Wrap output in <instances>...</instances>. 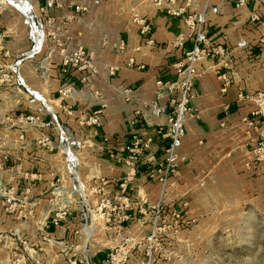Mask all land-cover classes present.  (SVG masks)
<instances>
[{"label": "crops", "instance_id": "crops-1", "mask_svg": "<svg viewBox=\"0 0 264 264\" xmlns=\"http://www.w3.org/2000/svg\"><path fill=\"white\" fill-rule=\"evenodd\" d=\"M155 1L56 0V5L40 16L38 10L44 6V0H27L46 30H59L62 39L68 41L69 49L82 46L92 54L97 72L88 84L81 85L78 76L61 73L58 57H48L46 46L40 54L21 63L20 78L30 92L45 102V108L56 117L58 125V128L54 125L44 128L43 123L50 119L45 113L41 123L27 128L23 142L11 134V153L16 159L24 160L29 185L30 181L32 183L30 199L54 202L57 209L60 206L63 209L71 201L68 191L73 179L66 171L65 158L58 145L60 130L66 131L75 143L71 149L78 159L76 178L79 183L87 188L101 186L105 195L115 200L124 196L130 204L131 220L127 229L96 223L93 237L86 239L90 264H103L110 249L126 238L141 235L144 239L151 231L150 207L160 197V186L145 177L151 166L145 159L138 162L135 180L125 193L120 191L119 184L130 170L123 148L136 131L152 134L156 119L151 116L148 105L156 102L165 106L168 101L165 92L155 101V83L176 79L175 65L183 60L191 46L182 36V21L188 15L199 14L204 1L158 0L159 6ZM209 4L217 12L206 16L207 37L209 43L221 47L223 53L217 61L202 59L195 66L197 77L191 106L197 118L188 120L184 126L178 152L185 162L169 179L163 194L165 211L180 210L189 222L230 203L238 206L264 203V166L254 162L252 155L256 141L264 140V98L258 99V94L264 90V3L250 0L240 9H235L232 0H210ZM77 8L83 11L77 12ZM179 10L180 16L168 12ZM133 15L146 17L151 24L154 47H146L138 36L131 22ZM253 16L257 20H253ZM0 37L1 49L9 56L8 63L30 48L23 18L1 1ZM120 41L125 45L122 52L116 49ZM130 59L134 61L131 67L128 66ZM110 67L117 68L112 77L107 72ZM70 82L77 83V91L66 98L59 97L60 87ZM239 94L251 99L240 101ZM0 99V106L12 113L27 109L44 111L38 102L30 106L31 96L16 85ZM101 105L104 109L97 133L78 125L84 113L97 110ZM226 106L229 107L227 113L224 112ZM254 111L260 112L256 118L258 123L255 129L248 130L242 119ZM134 118L138 123H133ZM43 136L49 138L54 150L39 144ZM164 146L154 134L151 148L144 157L160 161ZM100 180L106 182L101 184ZM54 186L57 192L47 193ZM72 196L75 205L71 210L77 217L82 209L77 196ZM88 199L91 203L92 197ZM90 216L89 225H92L93 218L99 216L94 211ZM73 227L64 225L57 232L65 240ZM83 234L85 236L82 230ZM92 244H95L93 250ZM134 261L131 254L127 264Z\"/></svg>", "mask_w": 264, "mask_h": 264}, {"label": "built area", "instance_id": "built-area-1", "mask_svg": "<svg viewBox=\"0 0 264 264\" xmlns=\"http://www.w3.org/2000/svg\"><path fill=\"white\" fill-rule=\"evenodd\" d=\"M173 1L171 0V2ZM185 1L189 3L190 0ZM203 1L204 7L199 14L188 15L184 17L182 21V36L184 40L191 42V46L189 50L184 53L183 60L175 65L176 79L174 81L158 80L155 83L157 87L155 101L163 95V92H165L168 101L165 106H160L156 104V102L148 105L151 116L156 119L152 134H144L140 131H136L132 134L128 145L123 148L126 154L125 163L130 167V170L119 184L120 191L124 194L127 186L135 180L137 164L141 159H145L146 162L151 165L145 173L147 181L156 183L160 186V197L156 204L150 207L152 212L150 218L151 231L142 242H135L133 238H126L120 245L111 248L105 256L103 264H126L127 255L129 253L128 246L132 243L134 244H132L133 250L143 247L144 260L148 259L149 261L152 249L158 245L163 231L168 230L171 233H177L190 223L185 220L180 210L165 211L163 194L165 193L164 191L169 179L177 174L180 164L185 162V158L180 157L178 152L184 137V126L188 120L197 118V112L191 106V102L195 97L194 82L197 77L195 66L202 59L217 61L223 53L221 47L213 46L209 43L206 32V16L210 13L215 14L217 10L216 8H211L209 4L210 0ZM232 1L235 9H240L245 7L250 0ZM258 1L264 3V1L261 0ZM2 3L19 13L23 18V23L27 28L30 48L19 53L16 60L9 66H4V64L0 62V86L16 85L18 88L23 89L27 95L31 96L28 102L30 106L38 102L44 110L40 112L27 109V111L12 114V117L9 116V119L12 118L11 121L14 122V126L18 128L15 132L19 140H23L27 128L41 123L45 113L49 115L50 119L48 122L43 123V127L49 128L54 125L58 128L56 117L45 108V102L40 97H37L36 94L30 92L20 78L19 68L23 61L37 56L42 52L43 47L46 46L48 57H52L53 55L58 57L61 73L65 76H78V83L81 85L88 84L90 77L95 76L97 72L92 54L82 46L76 47L73 50L69 49L68 41L62 39L63 35L59 30H46L44 23L38 19V15L27 0H2ZM155 3L157 6L161 5L158 0H156ZM54 5H56V0H44V6L38 10L39 15H45L47 10L51 9ZM76 11L81 12L83 9L77 8ZM168 12L174 16L181 15L180 10L177 12ZM252 18L253 20H257L255 16ZM131 22L136 26L138 36L144 41V45L150 48L154 47L152 26L147 18L133 15L131 17ZM124 47V42L120 41L116 49L122 52ZM133 65L134 61L130 59L128 61V66L131 67ZM116 71L117 68L115 67L108 68V76H114ZM225 86L226 84L223 85L222 92L225 91ZM75 91H77V83L70 82L62 85L57 93L59 97L66 98ZM126 92L127 91H125V93ZM260 98H264V90L258 94V99ZM238 99L242 101L251 98L239 94ZM103 109L104 105H101L97 110L84 113L78 119V125L88 128L93 133H97L101 125L100 120ZM228 111L229 107H224V112L227 113ZM259 115V111H254L249 116L242 119V122L246 125L248 130L256 128L258 123L256 118ZM133 123H138V119L134 118ZM154 134L159 136L165 145L163 157L158 162H155L151 157H144V153L148 152L151 148ZM58 142L59 148L65 158L66 171L73 179L69 193L77 196L82 209L81 213H85L90 219L91 211H94V214L101 217L107 225L119 227L122 230L127 229L128 223L131 220V216L128 214L130 205L129 200L124 196L115 200L105 195L101 186L87 188L79 183L76 178L78 159L71 149L72 146H75V143L71 142L66 131L60 130ZM39 144L47 146L50 151L54 150L47 136L41 137ZM252 155L254 162L264 166V140L256 141L252 150ZM105 182L104 180H100L101 184ZM89 196L92 197L91 203H89ZM143 204H146V202H143ZM182 207L185 208L186 205L183 204ZM69 214L68 211H58L53 215L51 223L55 224L63 220L65 216ZM88 227L82 229L83 232L85 231V237ZM84 261L85 264H88L86 259Z\"/></svg>", "mask_w": 264, "mask_h": 264}, {"label": "rangeland", "instance_id": "rangeland-1", "mask_svg": "<svg viewBox=\"0 0 264 264\" xmlns=\"http://www.w3.org/2000/svg\"><path fill=\"white\" fill-rule=\"evenodd\" d=\"M1 44L0 37V62L9 66V56ZM9 88L13 86H0V96L7 95ZM12 114L18 113L0 106V264H85V259L90 264L88 240L93 237L95 223L89 226L85 213L77 217L72 214L75 203L69 191L71 201L63 209H57L54 202L30 199L32 183L29 185L24 160L16 159L10 149L11 134L24 141L19 140L15 132L18 128L9 119ZM56 188L47 193L55 194ZM61 210L70 214L51 223L53 215ZM93 219L104 222L101 217ZM64 225L76 227L68 231L65 240L57 232ZM84 227H88L86 237L81 235ZM139 237L134 241L142 242ZM132 244L126 264L131 254L135 257L132 264H264V203H230L191 221L177 233L163 231L149 261L144 260L143 247L133 250Z\"/></svg>", "mask_w": 264, "mask_h": 264}, {"label": "bare ground", "instance_id": "bare-ground-1", "mask_svg": "<svg viewBox=\"0 0 264 264\" xmlns=\"http://www.w3.org/2000/svg\"><path fill=\"white\" fill-rule=\"evenodd\" d=\"M94 223H95V226H96V223H97V222H96V221H94ZM93 228H94V230H95V227H93ZM90 230L92 231V229H90Z\"/></svg>", "mask_w": 264, "mask_h": 264}]
</instances>
